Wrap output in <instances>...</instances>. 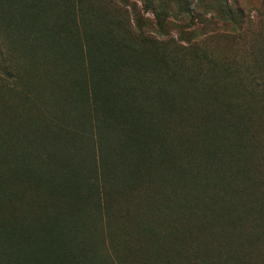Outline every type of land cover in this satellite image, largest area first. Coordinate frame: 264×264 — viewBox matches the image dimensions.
<instances>
[{"label": "rangeland", "instance_id": "1", "mask_svg": "<svg viewBox=\"0 0 264 264\" xmlns=\"http://www.w3.org/2000/svg\"><path fill=\"white\" fill-rule=\"evenodd\" d=\"M0 264H264V0H0Z\"/></svg>", "mask_w": 264, "mask_h": 264}, {"label": "trees", "instance_id": "2", "mask_svg": "<svg viewBox=\"0 0 264 264\" xmlns=\"http://www.w3.org/2000/svg\"><path fill=\"white\" fill-rule=\"evenodd\" d=\"M2 190H3L4 192L7 191L6 189H2ZM36 190H37V189H36ZM130 191H131V190H129V191H127V192H124L121 196L117 197L116 200H119V202L122 204V207H123L124 205L128 207V204H127L126 200L129 199L130 196H131ZM36 192H38V191H36ZM14 194H15V191H14V193H13V196H14Z\"/></svg>", "mask_w": 264, "mask_h": 264}]
</instances>
